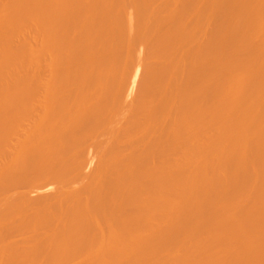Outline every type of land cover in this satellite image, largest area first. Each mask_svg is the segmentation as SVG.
<instances>
[{
  "label": "bare ground",
  "instance_id": "obj_1",
  "mask_svg": "<svg viewBox=\"0 0 264 264\" xmlns=\"http://www.w3.org/2000/svg\"><path fill=\"white\" fill-rule=\"evenodd\" d=\"M20 1L17 7L18 0H0V89L6 100L0 99L6 107L0 118V264H62L83 255L81 264H264V40L260 46L256 39L253 49L250 38L264 33V0H201V6L200 0H163L158 11L151 0H36V10L28 5L35 0ZM128 4L136 9V32ZM214 14L223 15V28L233 26L224 36L220 22L207 37L204 28ZM31 19L34 34L26 32ZM163 19L172 28L169 23L168 33L151 39ZM204 31L207 40L197 39ZM214 33L226 46L219 35L213 40ZM146 40L164 48L156 51L164 61L153 59L161 73L148 74L152 64L147 74L142 71L134 100L133 87L125 88L127 71L141 67L140 44L153 55L156 48L151 52ZM221 45L236 54L243 45L247 52L237 59L222 53ZM219 54L226 60L219 61ZM123 113L127 117L119 119ZM156 117L166 119L165 126L157 120L151 130ZM142 130L148 135L136 138ZM199 131H209L211 142L204 136L205 143L198 142ZM40 180L45 183L38 185ZM77 182L79 189L72 186ZM20 185L32 188L6 194ZM231 192H239L234 195H242L243 203ZM221 230L235 240L234 250L231 241L216 243L226 235ZM20 232L32 234L11 239ZM203 233L213 237L207 240L213 249L188 257L181 248V256L165 255L159 263L161 252L176 251L177 244L208 245Z\"/></svg>",
  "mask_w": 264,
  "mask_h": 264
},
{
  "label": "rangeland",
  "instance_id": "obj_2",
  "mask_svg": "<svg viewBox=\"0 0 264 264\" xmlns=\"http://www.w3.org/2000/svg\"><path fill=\"white\" fill-rule=\"evenodd\" d=\"M27 1H28V0H27ZM37 1H38V0H37ZM37 1H36V0H35L34 2L29 1V2H28V5H29V3H30L29 7L31 6V3H33V7H34V6H35L34 3H37ZM48 1H50V0H48ZM19 2L21 3V2H23V1L18 0V2H17L18 5L16 4L17 7H18L19 4H20ZM25 2H26V0H25ZM39 2H40V1H38L37 4H40ZM41 2L44 3V2H47V0H46V1H43V0H42ZM197 2H198V1H197ZM199 2H200L199 5L201 6V5H202V4H201V3H202L201 0H200ZM43 3H42V4H43ZM124 3H125V2H124ZM151 3H152V5H149V6H152L153 8H155L154 11H156V10L158 11L159 9H161L162 5L164 4V1H163V0H162V1H161V0H154V1L151 0ZM151 3H150V0H149V4H151ZM160 3H161V4H160ZM162 3H163V4H162ZM25 4H26V3H24L23 5L25 6ZM45 4H46V3H44L43 5H45ZM47 4H48V3H47ZM160 5H161V6H160ZM20 6H22V5H20ZM26 6H27V4H26ZM46 6H47V5H46ZM128 6H130V7H128ZM128 6H127V8L125 7L124 9H125L126 12H127V10H128V12H129V11L131 12V16H132L131 21H130L129 18H128V17H130V14H129V15L127 14L128 12L126 13V14L128 15V17H127V16H121L120 18H123V17H124V20H125V17H127V18H128V23H129V21L132 23V24H131V26H133V27H131L132 31L135 30V32H136V29H137V28L135 27V26H136V25H135V19L137 20V18H135V16H133V15H136V17H137V14H134V13H135V11H134L135 8H134L133 10L131 9V7H132L133 5L131 6V5L128 4ZM14 7L16 8V6H14ZM33 7L31 6L32 9L36 10L35 8L37 7V5H36V7H34V8H33ZM152 7L150 8V10H151V9L153 10ZM176 7H177V5H176ZM15 8L12 7V8H10L11 10H8V11H12V10L15 9ZM19 8H20V7H19ZM21 8H22V7H21ZM27 8H28V7H27ZM110 8H111V7H110ZM128 8H130L132 11H131L130 9H128ZM132 8H133V7H132ZM250 8H251V7H250ZM25 9H26V8L24 7L23 11H24ZM15 10H18V11H19L18 8H16ZM15 10H14V11H15ZM20 10H21V9H20ZM28 10H30V8L27 9V12H29ZM135 10H136V9H135ZM14 11H13V12H14ZM30 11H32L31 13L29 12L30 15H31V14L33 13V10H30ZM121 11H123V10H121ZM133 11H134V12H133ZM13 12H12V13H13ZM16 12H17V11H16ZM19 12L21 13L22 11H19ZM19 12H18V13H19ZM123 12H124V11H123ZM132 12H133V14H132ZM10 13H11V12H8L9 15H12V13H11V14H10ZM20 13H19V15H20ZM136 13H137V12H136ZM187 13H188V12H187ZM187 13H186V15H187ZM33 14H34V13H33ZM114 14H116V13H114ZM120 14H121V13H120ZM123 14H125V13H123ZM16 15H17V14H16ZM16 15H14V16L17 17ZM121 15H122V14H121ZM190 15H191V13H189V15H187L188 18L190 17ZM218 15H220V14H218ZM218 15H217V14H214L213 16H211V17L209 18L210 20L208 19V21H210V22H208V24H210L211 22H213V24H210V25L207 24V26L205 25L204 30H206V29L209 27V28L207 29V30H209V31L206 30V31H207V37H208V35H209L208 33H209L210 30H211L210 28H211L213 25H215V27H217L218 25H220V24L223 22V20H224L223 15L221 14L222 16H220V17H219ZM31 16H32V15H31ZM191 16H192V15H191ZM33 17H34V16H33ZM221 17H223V20L221 19ZM250 17H251V16H250ZM115 18L118 19V17H115ZM184 18H185V20H184ZM186 18H187V17L184 15V17H183V21L187 22V21L190 20L191 17L189 18V20H188V18H187V19H186ZM220 19H221V20H220ZM251 19H252V17H251ZM251 19H249V20H251ZM17 20H18V19H17ZM22 20L24 21V17L22 18ZM22 20H19V21L22 22ZM32 20H33V19H31L30 22H29V21L26 22V23H28V24H26L25 26L28 27L29 25H32L31 27H33V29L35 30ZM111 20H113V23L111 22V25H113L115 20H114V19H111ZM111 20H110V21H111ZM124 20H123V21H124ZM126 20H127V19H126ZM163 20H164V21H163ZM163 20H161L160 25H159V23H158V27H159V28H157V32H155V34H154V35H156V34H157V35H156V36H152L151 39L154 38V40H155L159 34H160L161 36H162V34H163V36H164V33H163L164 31H163V30H165V27L169 26V23H170V27H168V28H169V29L172 28V26H171L172 23H171L170 20H168L169 22H168L166 19H163ZM165 20H166V21H165ZM181 20H182V19H181ZM211 20H212V21H211ZM219 20H220V21H219ZM249 20H248V21H249ZM119 21H121V20H119ZM119 21H118V22L115 21L116 23H115L114 25H116L117 23H118V25H120L121 22H119ZM162 21H163V23H162ZM183 21H182V22H183ZM31 22H32V23H31ZM124 22H125V21H124ZM124 22H122V23H124ZM165 22H166V23H165ZM182 22H181V23H182ZM220 22H221V23H220ZM30 23H31V24H30ZM125 23H126V22H125ZM181 23H180V24H181ZM187 23H188V22H187ZM189 23H190V22H189ZM189 23H188V24H189ZM206 23H207V22H206ZM224 23H225V22H224ZM167 24H168V25H167ZM183 24H184V22L182 23V25H183ZM114 25H113V26H114ZM118 25H117V26H118ZM162 25H164V26H163V27H164L163 29H162V27H160V26H162ZM172 25H173V24H172ZM182 25H181V26H182ZM185 25H186V29H187V26H188V25H187L186 23H185ZM185 25L182 26V28H183V27L185 28ZM189 25H190V24H189ZM224 26H225V25H224ZM27 27H25L24 32H25V30L27 29ZM134 27H135V28H134ZM188 27H189V26H188ZM213 27H214V26H213ZM213 27H212V28H213ZM215 27H214V28H215ZM225 27H226V26H225ZM225 27L223 28V23H222V25H221V27H220V29H219V31H222V30H223L222 33H221V32H218V30H217V32H218V33H221V34L224 36V35H225L224 33L227 32L226 30L232 29L233 26H232L231 28H230V27L225 28ZM28 28H29V29H32V28H30V26H29ZM133 28H134V29H133ZM168 28H166V29L168 30ZM184 28H183V30H184ZM214 28H213V29H214ZM222 28H223V29H222ZM29 29H27L26 32L29 33V31H32V34H34L33 29H32V30H29ZM224 29H226L225 32H224ZM167 30H165V34H166V32L168 33ZM132 31H131V33H130V32H127V33H126V34L130 33V35H128V36H129L128 38H130V36L134 35L135 32L133 33ZM158 31H159V33H158ZM173 31H174V30H173ZM206 31L203 32V33L205 34V36H204L203 33H202V35L198 36L199 38H197V39H200V40L202 39V40L206 41V40H207V38H206V33H205ZM169 32H172V30L169 31ZM211 32H212V30H211ZM174 33H175V32H174ZM30 34H31V33H30ZM32 34H31V35H32ZM131 34H132V35H131ZM170 34H171V33H170ZM216 34H217V33H216ZM221 34H220V35H221ZM253 34H254V33H253ZM255 34H256V33H255ZM262 34L264 35V33L261 31V35H260L259 32H258V35H260V36H258V37H257V36H254V35H250V38H252V37L254 38V37H255L254 40L252 39V40H253V45L251 44V45L253 46V49H254V47H255V49H256V46H254V45H255V42H257V41H255L256 39L258 40V42H257L256 44H259V43L262 42V40H264V36H262ZM218 35H219V34H218ZM218 35L215 36V33H214V35H213V40L216 41V38H218ZM220 35H219V36H220ZM222 35H221V36H222ZM122 36H124V35H122ZM122 36H121V37H122ZM221 36H220V37H221ZM251 36H252V37H251ZM261 36H262V37H261ZM119 37H120V36H119ZM119 37H118V38H119ZM126 37H127V36H126ZM201 37H202V38H201ZM214 37H215V38H214ZM220 37H219V38H220ZM118 38H117V39H118ZM159 38H161V37L159 36ZM121 39H122V38H121ZM124 39H125V38H124ZM205 39H206V40H205ZM221 39H222V37H221ZM221 39H219V40L217 39V43H216V44H219L218 41H220ZM119 40H120V38L118 39V41H119ZM154 40H153V41H154ZM157 40H158V39H157ZM200 40H199V41H200ZM243 40L246 42L245 39H243ZM259 40H260L261 42H259ZM121 41H122V40H121ZM151 41H152V40H146V41H144V42H145L146 48L149 47V45L151 46V48L154 47V48H152V49L149 47V48H150L149 50H150L151 52H152L153 49L156 48V49L154 50V52H153V55H152V53H150V51H149V55H152V56L149 57V56H148V53H146V52L148 51V48L145 49L144 47L141 46V45H143L144 43L140 44V45H139L140 48H138V50L140 49V50L138 51V52H139V56H142V58L140 57V58L142 59V62H141V59H140V61H139V63H141V65H140V64L138 63V61H137L138 65H140V66L142 67V68H141V67L139 66V67H140L139 69H140L141 72L139 71V69H138V70H134L133 68H132L133 70H132V69H131V70L129 69L130 71H129V70L127 71V72H129L128 75H127V76H129V77H127V81H128L129 84H126L127 86H125V88H129V86L133 87V88H132V91H131V95H130V97H132V99H134L133 96H136V95H137V94L135 95V94L132 93V92H134V91L137 92V91H136L137 89H136L135 87L138 88L139 83H141V82L143 81V80L141 79V76L144 75V73H142V71L146 72L147 69H148L147 67L151 66V64H152V66L149 67V68H150L149 71H147L148 74H150L152 71H155V73H157V72L159 71V72L161 73V71H160L161 68H160V67H159L160 69L157 68V66H155V65H158V64H155V63H160L161 60H163V57H161L160 55H157V54H158L162 49H164V48H162V49L160 50V48H159L158 46L155 47V44L157 45V43H155V42L151 43ZM146 42H148V43L150 42V43L148 44V43H146ZM154 43H155V44H154ZM221 43H222V45L224 44L223 39L220 41V44H221ZM243 43H244V42H243ZM243 43H242V40H241V44H243ZM251 43H252V42H251ZM225 44H226V42H225ZM225 44H224V46H226ZM239 44H240V43H239ZM246 44H248V43H246ZM261 44H262V43H261ZM261 44H259V45L261 46ZM263 44H264V43H263ZM222 45H221V49H222V50H221V49H220V50H221V51L224 50V51L222 52V53H224L225 50H226L227 48L224 47V46H223V48H222ZM243 45H244V44H243ZM243 45L241 46V48H243ZM139 46H138V47H139ZM168 46H170V47L172 46V47L174 48L173 45H168ZM168 46H167L166 48H168ZM238 46H239V45H238ZM245 46H246V45H245ZM141 47H142V48H141ZM170 47H169V50H167V49H166V50H167V52L169 51V53H170V55H171V57H172V54L174 53V52H172V51L175 50V49L170 50V49L172 48V47H171V48H170ZM248 47H249V44H248ZM157 48H158V51H157ZM219 48H220V45H219ZM237 48H238V47H237ZM239 48H240V47H239ZM239 48H238V49H239ZM241 48H240V50H237V49H236V50H237V54H238V53H241V54H244V55H245V53H244L243 51H244V49H245V51H246L247 48H246V47H244L243 49H241ZM257 48H258V47H257ZM141 49H143V51H144V50H147V51L144 53ZM248 49L250 50V48H248ZM159 50H160V51H159ZM249 50H248V51H249ZM257 50H258V49H257ZM156 51H157L158 53H157ZM162 51H163V50H162ZM162 51H161V53H162ZM221 51H220V52H221ZM227 51L230 52L231 50H226V52L224 53V54H226V56H228V55H231V56H232V54H234V55L236 54V53H235L236 51H235V52H233V53L230 52V54L228 53V55H227ZM254 51H255V50H254ZM254 51L251 50V52H252L253 54L256 53V51H255V52H254ZM136 52H137V49H136V51L133 52V55H134V53H135V55H134L135 58H133L134 63L132 62V63L135 64V65H137L136 62H135V61H136L135 59H136V57H138V54L136 55ZM155 52H156V53H155ZM175 52H177V51H175ZM246 52H247V51H246ZM141 53H143L144 56H143ZM154 53H155L157 56H156ZM159 54H160V53H159ZM174 54H175V53H174ZM176 54H177V53H176ZM206 54H208V52H207ZM224 54H223V59H222V55H221V56H220V54L218 55V56H220L219 58L222 59V60H220V59L218 58V56H217V58H218L219 61L222 62V61L226 58V57L224 58ZM237 54H236L237 57L235 56V58L238 59V56H239V58H240V57L242 58V55H241V54H240V55H237ZM234 55H233L232 58H234ZM158 56H159V57H158ZM162 56H163V54H162ZM143 57H144V58H143ZM145 57H146V58H145ZM151 57H153V58L151 59ZM156 57H157V58H156ZM160 57H161V58H160ZM171 57H170V59H171ZM206 57H207V55H206ZM227 58H228V57H227ZM232 58H231V59H232ZM235 58H234V61H237V60H235ZM241 58H240V59H241ZM146 59H147V60H146ZM153 59L155 60V63H153ZM159 59H160V61H159ZM170 59H169V62H171ZM173 59H174V57L172 58V60H173ZM229 59H230V57H229ZM133 60H132V61H133ZM137 60H138V58H137ZM144 60H146V61H144ZM148 60H149V61H148ZM216 60H217V59H216ZM218 60H217V61H218ZM225 60H226V59H225ZM143 61H144V64H146L147 62H149V63H147L146 65H144V67H146V68H145L146 70H144V67H143V64H142ZM150 61H152V63H150ZM156 61H157V62H156ZM158 61H159V62H158ZM163 61H164V60H163ZM173 61H174V60H173ZM221 62H220V63H221ZM129 63H130V62H129ZM166 63H168V62H166ZM174 63H175V61H174ZM218 63H219V62H218ZM154 64H155V65H154ZM172 64H173V63H172ZM128 65H129V64H128ZM135 65H134L133 67H135ZM147 65H148V66H147ZM153 65H154V66H153ZM129 66H130V65H129ZM207 66H208V65H207ZM126 67H127V66H126ZM131 67H132V66L127 67V69H128V68H131ZM153 67H156L158 70H156V69L153 68ZM152 68H153V70H152ZM127 69H126V70H127ZM154 69H155V70H154ZM150 71H151V72H150ZM156 71H157V72H156ZM122 72H123V71H122ZM147 72H146L145 74H147ZM184 72H185V71H184ZM184 72H183L182 74H180V76L183 75V74H186V76L188 75V74H187L188 71H186V73H184ZM160 73H159V74H160ZM151 74H154V73H151ZM157 74H158V73H157ZM157 74H156V75H157ZM123 75H124V74L122 73L121 77H122ZM231 75H232V74H231ZM236 75L238 76V74H235L234 76H236ZM239 75H240L239 77L241 78V76H242L243 74H239ZM147 76H149V75H147ZM147 76H146V77H147ZM180 76L178 75L177 77H180ZM186 76H184V77H186ZM144 77H145V76H143L142 78H144ZM182 77H183V76H182ZM182 77H180L181 79H180V78H178V79H180V80L184 79V77H183V78H182ZM210 77H211V76H209L208 78L210 79ZM228 77H229V75H228ZM232 77H233V75H232ZM239 77H238V79H239ZM242 77H243V76H242ZM208 78H207V79H208ZM140 81H141V82H140ZM157 82H158V81H157ZM141 84H142V83H141ZM165 84H166V83H165ZM165 84H164V85H165ZM128 85H129V86H128ZM0 88H3V87H0ZM3 89H4V88H3ZM3 89H0V90H2V91H0V93H1V92L3 93V91H4ZM205 90H206V89H205ZM135 92H134V93H135ZM203 92H204V91H203ZM2 93H1V95H0V99H1V101H4L5 99L3 100V98L1 97V96H2ZM203 94H204V93H203ZM25 96H27V95H24V97H25ZM30 96H31V95H30ZM30 96H28V97H30ZM204 96H205V95H204ZM28 97H26V98H28ZM130 97H128L126 100H128ZM132 99H130V100H132ZM149 99H151V98H148L147 100H149ZM154 99H156V98H154ZM154 99H152V100L154 101ZM157 99H158V98H157ZM157 99H156V101H159V100H157ZM29 100H31V99L29 98ZM124 100H125V99H124ZM130 100H128V101H130ZM134 100H136V99H134ZM134 100H132V101H134ZM152 100H151V101H152ZM5 101H6V100H5ZM8 101H10V100H8ZM26 101H28V99H26ZM153 101H152V102H153ZM126 102H127V101H126ZM147 102H148V101H147ZM152 102H151V103H152ZM1 103H2V102H1ZM3 103H5V102H3ZM6 103H7V102H6ZM8 103H9V102H8ZM154 103H156V102H154ZM149 104H150V100H149ZM149 104H148V105H149ZM2 105H3V104H2ZM7 105H8V104H7ZM151 105H152V104H151ZM5 106H6V104H5ZM0 107L2 108V111H3V112H1V109H0V115H1L0 118H1V117H3V115H4V113H5L4 110H5L6 107H4V108H3L2 106H0ZM40 110H41V109H40V107H39V108H38V111H40ZM2 114H3V115H2ZM123 114H124V116H123ZM123 114L121 115V117L119 116V119H123V118H126V117H127L126 113H123ZM125 115H126V117H125ZM122 117H123V118H122ZM156 118H157V119L153 121L154 123L150 121L151 123H153V126L155 125V121L158 120L156 123H158V124L160 125L159 122H161V121L164 119V118H163V119L161 118V120L159 121L160 118H159V117H156ZM167 119H168V118H167ZM123 120H124V119H123ZM164 120L166 121V119H164ZM164 120H163V121H164ZM119 121H120V123H121L122 120H119ZM163 121H162V122H163ZM165 121H164V122H165ZM123 122H125V121H122L121 125L125 126V125L123 124ZM162 122H161V125L164 123V122H163V123H162ZM151 123H150V125H151V130H152V129H156V128H155L156 126L152 127V124H151ZM166 123H167V122H166ZM147 125H149V123H148ZM156 125H157V124H156ZM159 125H158L157 127H159ZM161 125H160V126H161ZM200 125L203 126V124H200ZM200 125H198V127H200ZM163 126H165V123H164ZM146 127H149V128H150V126H146ZM160 128H161V130H163V127H160ZM160 128H159V129H160ZM200 128H201V127H200ZM197 129H198V128H197ZM206 129H207L206 126H205V129H204V127H203V130H206ZM144 130H145V129H144ZM144 130H142V132H137V134L135 133V132H136V131H135V132H134V134H136L135 137L137 136L136 138H138V136H142V135H144V134H146V136H147V135H148V134H147V130L145 131V133H144ZM198 130H201V129H198ZM203 130H201V131H203ZM156 131L159 132L160 130H156ZM206 131H207V130H206ZM214 131H215V130H214ZM199 132H200V131H199ZM216 132H217V129H216ZM200 133H201V137L199 136L200 138H199V141H198V142H204V143H205L206 140H208V141L211 142L210 137H208V136L211 135V134L209 133V131H208V134H206V136L204 135V132H203V133L200 132ZM200 133H198V134H200ZM134 134H133V135H134ZM154 134H155V133H154ZM151 135H152V134H151ZM207 135H208V136H207ZM203 136H204L205 139H206V137H208L210 140L207 138L206 140L203 139V140H205V141H203V140L201 141V138H202ZM132 137H134V136H132ZM135 137H134V138H135ZM93 139H94V137H93ZM90 140H92V138L89 139V141H90ZM197 140H198V139H197ZM89 141H87V142L90 143ZM208 141H207V142H208ZM88 143H87V144H88ZM204 143H203V144H204ZM208 143H209V142H208ZM199 144H200V143H199ZM201 144H202V143H201ZM204 145H205V144H204ZM123 146H124V145H123ZM101 147H102V146H101ZM104 147H105V146H104ZM124 147H125V146H124ZM201 147H202V146H201ZM104 149H105V148H104ZM104 149H103V151H104ZM200 149H201V148H200ZM125 150H126V152L129 151V150L126 149V148H125ZM179 150H180V149H179ZM99 151H102V148L99 149ZM103 151H102V152H103ZM176 151H177V149H176ZM176 151H175V152H176ZM180 151H181V150H180ZM178 152H179V151H178ZM96 153L98 154V149L96 150ZM173 153H174V152H173ZM173 153H172V154H173ZM181 153H182V151H181ZM172 154H171V155H172ZM174 154H175V153H174ZM179 154H180V153H177V155H176V154H175V155L178 157ZM175 155H174V156H175ZM200 155H202V154H200ZM168 156H169V154H168ZM176 156H175V157H176ZM166 157H167V156H166ZM170 157H171V156H170ZM170 157H169V158H170ZM172 157H173V155H172ZM199 157H200V160H201L203 156H199ZM176 159H177V158H175V160H176ZM198 160H199V159H198ZM171 162H172V161H171ZM168 166H169V164H168ZM171 166H173V165H171ZM227 167H228V166H227ZM227 167H225L224 169L227 170ZM166 169H167V168H166ZM169 170H172V171H173L172 168H171V169L169 168ZM169 170H168V171H169ZM226 170H224V171H226ZM168 171H167V172H168ZM168 173H170V172H168ZM168 173H167V174H168ZM170 174H171V173H170ZM170 174H168V175H170ZM172 174H173V172H172ZM172 174H171L170 176H172ZM175 175L177 176V174H175ZM178 176H179V175H178ZM178 176H177V178H178ZM257 177H258V176H257ZM172 178H173V177H171V181H169V183L167 182L169 185L172 184ZM178 179H180V178H178ZM178 179H176L175 176H174V181H173L174 183H173V184H175V181H176V180L178 181ZM256 179H257V178H256ZM258 179L260 180L261 177L258 178ZM258 179H257L256 181H258V182H260V183L262 184V182L259 181ZM88 180H89V179H88ZM88 180H85L84 183L82 182L81 185L86 184V181L88 182ZM169 180H170V178H169ZM263 180H264V179H263ZM89 181H91V180H89ZM167 181H168V180H167ZM179 181H181V179H180ZM256 181H255V183H257ZM44 183H45V180H40V181H38V185H43ZM90 183H91V182H90ZM177 183H178V186H179V184H180L181 182H180V183L177 182ZM177 183L175 184V187H177V186H176ZM260 183H259V184H260ZM75 184H76V183H75ZM78 184H79V183L77 182L76 185L73 184L72 186H74L75 188H76V186H77V189H79V188H78V187H79ZM87 184H88V183H87ZM87 184H86V185H87ZM257 184H258V183H257ZM259 184H258V186H259ZM79 185H80V184H79ZM255 186H256V185H255ZM255 186H254V187H255ZM169 187H172V188H173L174 185H173V186H169ZM31 188H32V186H24V185H20V186L14 188V189L8 191L6 194H11V193H13V192H15V193H20V194H24V193L30 191ZM72 188H73V187H72ZM73 189H74V188H73ZM251 192H252V191H251ZM231 193H233V195H234V194H237V193H239V192H231ZM251 194L254 195V193H251ZM2 195H3V196H2ZM237 195H238V194H237ZM246 195L249 196V197H251V198H254V197H253L252 195H250L249 193L246 194ZM173 196H174V195H173ZM256 196H258V195H256ZM0 197H1V199H0V204H1L2 201H4V199H3V198H4V194H3V193L0 194ZM174 197H175V196H174ZM203 197H205V196H203ZM203 197H202V198H203ZM206 197H207V196H206ZM236 197L238 198V196H235V195H234V197L231 196V198H234V200H235ZM239 197H240V198L242 197V200L245 199L242 195L239 196ZM245 197H246V196H245ZM175 198L177 199V197H175ZM209 198H210V197H209ZM209 198L207 197V198H205V199H208V200H209ZM237 198H236V199H237ZM243 198H244V199H243ZM251 198H250V199H251ZM255 198H256V197H255ZM255 198H254V199H255ZM203 199H204V198H203ZM238 199H239V198H238ZM239 200H240V199H239ZM239 200H238V201H239ZM242 200H240V203H243V202H241ZM252 200H253V199H252ZM52 201H55V199H53ZM204 201L206 202V200H204ZM238 201H237V202H238ZM245 201H246V202L248 201V197H247V199H246ZM233 202H234V203H232V204H235V206L237 205V207H238V204L235 203V201H233ZM240 203H239V204H240ZM240 205H241V204H240ZM240 205H239V206H240ZM233 206H234V205H233ZM235 206H234V207H235ZM0 208H1V205H0ZM169 211H170V208L168 209L167 212H169ZM16 215H17V214H16ZM237 216H238V215H237ZM232 217H233V216H232ZM233 218H234V219H237L236 216L233 217ZM238 218H239V216H238ZM199 219L201 220L200 217H199ZM202 219H203V218H202ZM204 220H205V218H204ZM221 221H222V220H221ZM197 222H198V224L200 223V225H201V222L203 223L204 221L201 220V222H200V221L198 220ZM167 223H168V221L166 222V224H167ZM166 226H168V224H167ZM168 229H169V228H168ZM248 229H249V228L246 229V230H247V233H248V232H251L253 228L251 229V231H248ZM246 230L244 229V231H246ZM221 231L224 232V235H225L226 232H225L224 230H221ZM253 231H254V230H253ZM41 232H42V231H41ZM41 232H40V233H41ZM44 232H45V231H44ZM208 232H210V231H208ZM208 232H207L206 234H208ZM211 232H212V231H211ZM217 232H218V231L215 230V232H212V233H213V234L215 233V235H216ZM222 232H219V233H222ZM26 233H27V232H26ZM26 233H24V232L15 233V234H13V236L11 237V239H13V240H22V239H24V237L27 236L28 234H32L31 232H28V234H26ZM40 233H39V235H40ZM212 233H211V235H212ZM251 233H252V232H251ZM42 234H43V233H42ZM42 234L39 236V238H40V237H43ZM209 235H210V234H209ZM221 235H222V234H219L218 237L221 236ZM227 235H228V234L226 233V235L223 236V237H224V240H220L218 237H216V236H217V235H216V236H215V237H216L215 239H217V238L219 239V240H216V241H218V242H216V243L218 244V243H220L219 241H221V242L224 241L225 243H224V242H223V243H224V244H227V246H228V243H230V241H231V243H234V244H229V245H230V247L233 249V247H234V245H235V242H234L235 240H233V242H232V239H233V238L231 239V236H230V235H228V236H230L229 241L225 240V239L228 238ZM263 235H264V234H263ZM263 235H262V236H263ZM80 236L83 237V235H80ZM202 236H204V233H203ZM202 236H200V237H202ZM205 236H207V237H206L207 239L205 238V240H202V241H206V242H205V244H206V243L208 242L207 240H208V238H209L210 236H208V235H205ZM205 236H204V237H205ZM213 236H214V235H213ZM262 236H261V237H262ZM200 237H199L198 239H200ZM221 237H222V236H221ZM221 237H220V238H221ZM36 238H38V237H36ZM39 238H38V240H39ZM80 238H81V237H80ZM211 238H213V237L211 236L210 239H211ZM263 238H264V237H263ZM263 238H261V239H263ZM210 239H209V240H210ZM221 239H223V238H221ZM230 239H231V240H230ZM234 239H235V238H234ZM261 239H259V240H261ZM41 240H43V239H41ZM259 240H258V242H259ZM36 241H37V239H36ZM39 241H40V240H39ZM261 241H264V240H261ZM261 241H260V242H261ZM37 242H38V241H37ZM198 242H201V240L198 241ZM198 242H197V243H198ZM181 243H182V242H181ZM203 243H204V242H203ZM208 243L210 244V246H209V244H208V245H206V246H207V247H206V246H204L205 244H203L204 247H203L202 249H200L201 246H199V247L193 246L194 248L191 247V248H193V249H191V248L189 247L188 244H187V245L185 244V246H183V245H184L183 243H182V245L177 244V246L180 247L179 249H178V247H176V248L178 249V250L176 249L177 252L175 251L174 248H173L174 251H173V249L171 250L170 248H169V249H170L171 251H169V249L167 248V250L165 249V251H168V252H169V254L166 252V253L168 254V255H167V254L163 253V251H164V250H163V251L161 252L162 254H160V255L162 256V258H161V256H160L159 258H161V260H160V262H159V261H158V262L161 263L162 261H164V260H165V259H164V258H165V255H166V259H167V257H168V258H169V257H172V256L175 257V254H176V256H181V254H183L184 252L187 253L186 255H187L188 257H190L189 254L191 255V257H192V256H195V255H198V256H199V255H201V252H202V251L206 252V249H207V248H208L207 250L213 249V248L211 247V246H213V245H211V244H214V243H212V242H210V241H209ZM223 243H222V244H223ZM217 244L214 245V246H215L214 249H217V248H218V247H216V246H218ZM222 244H221V245H222ZM179 245H180V246H179ZM198 245H199V244H198ZM200 245H202V243H200ZM231 245H233V247H232ZM182 246H183V247H182ZM223 246H225V245H223ZM223 246H222V247H223ZM174 247H175V246H174ZM185 247H188L189 249H187V248H185ZM219 247H220V246H219ZM181 248H182V249L184 248L185 251H183L184 249L181 250ZM220 248H221V247H220ZM195 249H196L197 251H199L198 254H197V251H195L196 254L193 252ZM234 249H235V248H234ZM234 249H233V250H234ZM188 250H189V251H188ZM190 250H192V253L190 252ZM219 250H220V249H219ZM165 251H164V252H165ZM182 251H183V253H181ZM186 251H187V252H186ZM171 252L174 253V254L171 255ZM179 252H180V253H179ZM188 252H189V253H188ZM204 252H203V253H204ZM142 253H143V252H142ZM185 253L183 254V256H185ZM199 253H200V254H199ZM229 253H231V252H229ZM130 255H131V254H130ZM145 255H146L145 253H144V255L141 254V255H140V258H142L141 256H145ZM83 256H85V255H83ZM83 256H82V257H81V256H77L76 258L69 259V260L63 262L62 264H77V263H78V264H81V263H80L81 261L84 263L85 261L82 260V259H83ZM125 256H126V255H125ZM127 256L130 257L129 255H127ZM183 256H182V257H183ZM38 257H39V256H38ZM147 257H148V256H147ZM154 257H157V255H155ZM188 257H187V258H188ZM30 258H31V257H30ZM44 258H45V257H44ZM44 258H42V259H44ZM84 258H86V256H85ZM143 258H144V257H143ZM143 258H142V259H143ZM145 258H146V257H145ZM151 258H152V257H151ZM159 258L157 257V260H159ZM184 258H186V257H184ZM31 259H32V258H31ZM33 259H35L34 256H33ZM39 259H40V258H39ZM146 259H147V258H146ZM148 259H149V258H148ZM148 259H147V260H148ZM162 259H163V260H162ZM28 260H29V259H28ZM147 260H146V261H147ZM167 260H168V259H167ZM26 261H27V260H26ZM142 261H143V260H142ZM144 261H145V259H144ZM28 262L30 263L31 261H27V263H28ZM24 263H25V262H24ZM24 263H23V264H24ZM27 263H25V264H27ZM142 263H143V262H142ZM144 263H145V262H144ZM146 263H147V262H146ZM162 263H163V262H162ZM20 264H22V263H20ZM59 264H61V263H59Z\"/></svg>",
  "mask_w": 264,
  "mask_h": 264
}]
</instances>
